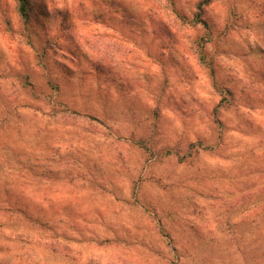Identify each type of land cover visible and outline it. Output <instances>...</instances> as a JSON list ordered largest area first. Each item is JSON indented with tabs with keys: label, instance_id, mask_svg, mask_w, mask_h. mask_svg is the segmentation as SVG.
<instances>
[{
	"label": "clouds",
	"instance_id": "9594fccd",
	"mask_svg": "<svg viewBox=\"0 0 264 264\" xmlns=\"http://www.w3.org/2000/svg\"><path fill=\"white\" fill-rule=\"evenodd\" d=\"M0 264H264V0H0Z\"/></svg>",
	"mask_w": 264,
	"mask_h": 264
}]
</instances>
